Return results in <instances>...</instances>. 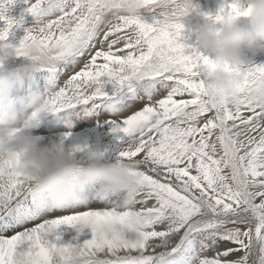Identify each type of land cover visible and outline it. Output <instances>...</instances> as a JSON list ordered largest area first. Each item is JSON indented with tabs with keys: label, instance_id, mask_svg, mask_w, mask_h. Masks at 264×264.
<instances>
[{
	"label": "snow or ice",
	"instance_id": "obj_1",
	"mask_svg": "<svg viewBox=\"0 0 264 264\" xmlns=\"http://www.w3.org/2000/svg\"><path fill=\"white\" fill-rule=\"evenodd\" d=\"M16 2L0 0V45L22 25L6 15ZM138 2L130 16L119 0H25L37 27L7 46L17 57L31 46L53 53L42 69L50 113L108 112L126 138L118 161L136 166L140 191L132 207L117 197L60 204L16 172L19 154L0 161V264L20 254L29 264H264V103L253 99L264 66H228L241 79L239 102H227L210 76L219 61L186 42L187 0ZM249 12L225 0L202 14L222 24ZM79 222L91 239L55 242L61 225Z\"/></svg>",
	"mask_w": 264,
	"mask_h": 264
},
{
	"label": "clouds",
	"instance_id": "obj_2",
	"mask_svg": "<svg viewBox=\"0 0 264 264\" xmlns=\"http://www.w3.org/2000/svg\"><path fill=\"white\" fill-rule=\"evenodd\" d=\"M127 15L139 13L138 0H119ZM168 0H160L158 6L166 8ZM189 12L202 15L197 5L187 0ZM250 8L249 15L228 20L218 27L209 21L199 28V46L205 55L214 56L220 66L210 73L213 83L221 90L222 98L236 105L239 102L237 83L239 74L227 70L228 66L245 65L249 54L264 51V0H244ZM185 18V19H186ZM191 31V28H186ZM0 45V73L8 59L17 58L14 47ZM23 75L30 78L35 70L55 64L53 53L39 46H31L26 56ZM19 77L15 73L0 74V161L15 160L19 154L16 172L28 186L60 204L86 205L85 193L90 186L100 185L101 197L123 198L124 207H132L140 191L137 168L133 163L111 161L103 153H90L87 157L68 148L63 141L52 140L40 146L39 137L32 129L39 126L40 117L49 112L47 97L40 93L15 96ZM254 101L264 103V86L257 89ZM79 234L91 226L84 222L72 225ZM17 264H29V257L20 254Z\"/></svg>",
	"mask_w": 264,
	"mask_h": 264
},
{
	"label": "rangeland",
	"instance_id": "obj_3",
	"mask_svg": "<svg viewBox=\"0 0 264 264\" xmlns=\"http://www.w3.org/2000/svg\"><path fill=\"white\" fill-rule=\"evenodd\" d=\"M191 2L199 7L201 13H210L212 15H215L220 7L225 4V0H191ZM234 2H237V0H227L229 4ZM239 2L244 3V0H239ZM27 8L28 4L25 3V0H17L15 4L8 8L6 13L8 17L17 21L21 20V17H23V22L19 28H13L4 43L18 46L20 41L27 34L26 30L37 27V19L26 11ZM144 15L148 17L149 20L151 19L150 14L145 12ZM241 20L246 22V18L244 17H242ZM206 22L207 18L203 14H193L191 17L184 20L186 28H191L190 32L186 31V42L198 48L200 51L202 50L199 46V28ZM217 26L220 27L221 25L217 24ZM5 27V21L0 20V29H4ZM211 58L215 59L214 56ZM26 65L27 61L23 57L10 58L3 64V73L0 74L15 73L19 77L14 97L25 95L30 92L40 93L47 97L49 92L48 73L45 70L38 69L33 72L30 78H26L23 75ZM245 65L264 66V51L256 55L249 54V59L246 61ZM111 89V84L106 85V91L110 92ZM31 131L34 136L39 137L40 146L48 144L45 142L46 140L63 141L67 147L79 144L82 147L94 149L97 153L105 154L107 158L113 162L118 160V154L126 144V138L121 139L123 134L114 131V125L111 123V116L104 109H101L96 115L73 114L70 118L48 112L40 117L39 126ZM101 191L102 188L100 185L90 186L85 193V198L88 201L87 204L97 207L94 204L101 195ZM97 203H105V201L98 199ZM99 207H103V205ZM90 230V228L86 229L84 234L81 235L74 227L61 225L56 233V235L60 236L61 240L59 239L55 242L57 244H83L89 240ZM50 239L55 240V236H51Z\"/></svg>",
	"mask_w": 264,
	"mask_h": 264
},
{
	"label": "bare ground",
	"instance_id": "obj_4",
	"mask_svg": "<svg viewBox=\"0 0 264 264\" xmlns=\"http://www.w3.org/2000/svg\"><path fill=\"white\" fill-rule=\"evenodd\" d=\"M38 135V134H37ZM52 140H49V141H45L46 143H50ZM48 144H46V145H48ZM44 146V145H43ZM77 146H80L79 144L78 145H71V146H68V148H70V149H73V148H75V147H77ZM82 147V146H81ZM83 148H84V151L83 152H79L78 154H80V156H82V157H87L90 153H97L94 149H91V148H86V147H84L83 146ZM98 199H101V195L98 197ZM98 199L96 200V202H95V206H97V207H99L100 205H102L103 203H97V201H98ZM91 229V228H90ZM11 235V234H10ZM89 235H90V237H89V239H91L92 238V230H90V233H89ZM61 240V239H60ZM26 248H27V245H24V246H22V249L23 250H26Z\"/></svg>",
	"mask_w": 264,
	"mask_h": 264
}]
</instances>
